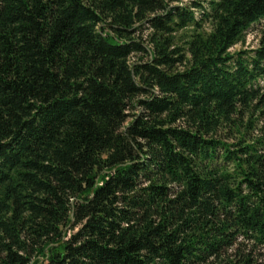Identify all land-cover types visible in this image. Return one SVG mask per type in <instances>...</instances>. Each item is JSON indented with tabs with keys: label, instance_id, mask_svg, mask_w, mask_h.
<instances>
[{
	"label": "trees",
	"instance_id": "trees-1",
	"mask_svg": "<svg viewBox=\"0 0 264 264\" xmlns=\"http://www.w3.org/2000/svg\"><path fill=\"white\" fill-rule=\"evenodd\" d=\"M263 19L0 0V264H264Z\"/></svg>",
	"mask_w": 264,
	"mask_h": 264
},
{
	"label": "rangeland",
	"instance_id": "rangeland-1",
	"mask_svg": "<svg viewBox=\"0 0 264 264\" xmlns=\"http://www.w3.org/2000/svg\"><path fill=\"white\" fill-rule=\"evenodd\" d=\"M182 1H186V0H182ZM263 28H264V19L252 25L250 29L246 32L245 38L243 39V41L238 42L237 44L232 46L230 48V51L233 52L239 49H249V48L256 47L259 44V41L261 39ZM146 33L147 32L145 31L143 35H145ZM230 254L232 257L238 256V254L234 252V250H232ZM257 256L258 255H256V257Z\"/></svg>",
	"mask_w": 264,
	"mask_h": 264
}]
</instances>
